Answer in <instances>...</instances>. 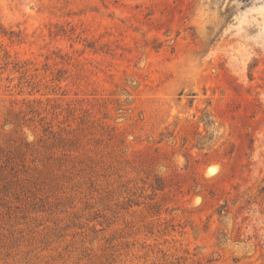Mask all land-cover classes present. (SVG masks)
<instances>
[{"label": "rangeland", "instance_id": "obj_1", "mask_svg": "<svg viewBox=\"0 0 264 264\" xmlns=\"http://www.w3.org/2000/svg\"><path fill=\"white\" fill-rule=\"evenodd\" d=\"M0 264H264V0H0Z\"/></svg>", "mask_w": 264, "mask_h": 264}, {"label": "bare ground", "instance_id": "obj_2", "mask_svg": "<svg viewBox=\"0 0 264 264\" xmlns=\"http://www.w3.org/2000/svg\"><path fill=\"white\" fill-rule=\"evenodd\" d=\"M209 171H210V172H213V169H210Z\"/></svg>", "mask_w": 264, "mask_h": 264}]
</instances>
